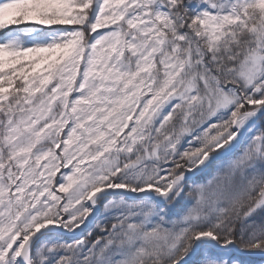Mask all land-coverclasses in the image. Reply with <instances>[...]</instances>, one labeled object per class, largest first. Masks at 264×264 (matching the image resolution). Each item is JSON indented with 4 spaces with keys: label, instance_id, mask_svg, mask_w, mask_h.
<instances>
[{
    "label": "snow or ice",
    "instance_id": "obj_1",
    "mask_svg": "<svg viewBox=\"0 0 264 264\" xmlns=\"http://www.w3.org/2000/svg\"><path fill=\"white\" fill-rule=\"evenodd\" d=\"M0 264H264V0H0Z\"/></svg>",
    "mask_w": 264,
    "mask_h": 264
}]
</instances>
